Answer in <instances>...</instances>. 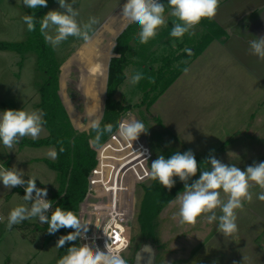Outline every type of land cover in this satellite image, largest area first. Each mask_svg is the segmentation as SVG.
<instances>
[{"label":"rangeland","instance_id":"374dc122","mask_svg":"<svg viewBox=\"0 0 264 264\" xmlns=\"http://www.w3.org/2000/svg\"><path fill=\"white\" fill-rule=\"evenodd\" d=\"M68 2L72 3L79 13L77 20L81 24L87 23L90 17H95L98 21L93 26L90 43L69 37L53 47L57 61L60 63L59 82L62 99L63 94L66 93L70 111L74 113L78 123L86 124L84 128L78 130L88 131L92 120L99 117L102 122L104 119L108 83L107 64L112 57L119 56L114 49L116 39L127 27L135 23L128 22L120 14L125 0H68ZM50 10H60L57 0L52 3L46 13ZM31 11L32 9L23 5L22 0H0V41L26 42L30 32L22 17L30 15ZM168 11L165 12L166 25L160 27L157 35L146 44L140 43L139 31H135L131 36L124 65L126 78L118 87L114 97L125 107L122 121L135 119L149 128L148 134H141L138 139L142 147L150 148L152 159H157L161 154L169 158L176 151L183 153L189 149L197 156L207 158L212 150L197 149V146L199 143L209 141L208 134L199 136L194 133L198 125L208 124L209 120V103L203 106V103L195 102L197 96L195 79L207 76L200 74V71L193 72L194 59H188L186 51L198 46L205 30L201 24H198L193 30L194 35L186 33L181 38L172 37L170 32L175 18L168 15ZM138 26L135 24L134 28ZM50 34L54 33L50 31ZM185 68L188 69L187 72L184 71ZM137 72L142 73L144 78L133 85L130 78ZM18 75L21 76L20 81L17 80ZM185 75L190 80L188 84ZM44 81L45 74L38 68L37 54L34 51L18 53L9 50L8 53H0V105L3 111L6 109H22L29 112L41 110L40 91ZM48 133L43 124L37 139L47 137ZM25 138L32 139L24 137L14 146H25L24 151L17 157L19 169L27 171L28 175L40 180L43 184L36 181L37 187L46 188L47 199L52 201L54 193L59 188V180L56 171L51 169L45 160H56L57 157L52 159L47 156L49 150L56 151V148L23 144ZM226 145L227 142L221 143L222 149L212 154L219 158L227 153L235 152L225 150ZM112 147L113 150L125 151V147L122 148L119 144ZM12 150L7 149L10 156ZM98 153L99 150H97V156ZM208 167L210 168V165ZM151 182V179L139 182L134 189L120 194V199L128 197L126 234L131 244L122 254L127 264H133L135 253L145 245V241H149L145 239L147 237L141 230L138 217L144 188ZM182 193L183 191L180 192ZM129 196L132 202H130V212ZM176 196L156 217L151 232L152 235L154 234L153 243L147 242L155 250V264H194L193 256L197 250L196 230L208 223L205 215L199 217L195 224H181L178 216L174 218V214L178 212ZM105 201L106 199L102 197L89 198L91 203ZM21 205L30 206L27 201L14 198L9 207L12 210ZM82 209L83 202L80 205V210ZM83 210L84 213L81 211L78 218L82 223L89 224L87 232L91 233L102 222L105 212L96 211L92 206H85ZM8 213L6 210L0 211V264H57L56 243L51 241L44 247V238L38 230L32 233L31 229H25L22 232L12 227L9 230L6 227ZM28 221L41 223L38 218ZM239 264L242 263L239 262Z\"/></svg>","mask_w":264,"mask_h":264},{"label":"clouds","instance_id":"9594fccd","mask_svg":"<svg viewBox=\"0 0 264 264\" xmlns=\"http://www.w3.org/2000/svg\"><path fill=\"white\" fill-rule=\"evenodd\" d=\"M60 10H50L42 18H39V30L44 36L45 42L52 47L58 46L69 37L82 39L85 43L92 40L93 26L98 23L95 17H90L87 23L81 24L77 20L79 13L68 0H57ZM25 7L37 10L47 7V0H22ZM168 15L175 18L170 35L181 38L186 33L194 35L195 27L203 19H212L216 16L219 0H167ZM120 14L130 23L139 25V40L146 44L157 35V30L165 26V5L160 0H126L121 6ZM29 32L35 31L37 17L35 12L22 17ZM50 31L54 34H50ZM191 55V50H186ZM249 51L261 60H264V35L249 41ZM185 72L188 69H184ZM144 78L137 72L130 78L131 84L135 85ZM154 82V81H150ZM42 110H13L6 109L0 112V142L8 149L18 144L21 138L31 137L37 139L42 131ZM90 128L96 133L91 141L98 145L104 133H112L113 125L106 124L101 128L99 117L91 121ZM149 128L143 122L124 120L118 124V134L132 147L134 141L141 134H148ZM63 152V147L60 148ZM204 161L210 165L209 169L200 170L195 154L192 150L183 153L176 151L169 158L163 154L158 155L150 166V171L145 172V177L157 180L164 188L171 191L176 184V179L183 183L184 191L178 193L175 200L178 204V216L181 224H195L199 217L205 216L208 223L218 221L219 232L227 237L238 231L237 209H242L244 202H251L250 188L254 185L264 190V162H254L247 166L246 170L234 164H225L212 154ZM144 157V153H142ZM47 156L55 159L57 152L49 150ZM147 161V158H145ZM200 175L196 177L197 172ZM37 178L28 176L14 164L11 168L0 166V182L5 189L23 187V199L29 203V207L23 205L13 208L7 218L6 227L11 230L14 225L33 218L47 224L48 234H55L62 228L73 229L67 235L59 237L56 247H63L66 242H74L77 238H83L89 224H84L72 211H66L60 207L52 210V201L47 199L46 188L37 187ZM227 200L222 199V195ZM258 199L264 201V191ZM222 213L217 216L216 210ZM50 213V214H49ZM97 226V225H96ZM98 227V226H97ZM57 264H127L120 254V250H113L105 244L104 250L93 248L88 244L68 247L67 254L58 260Z\"/></svg>","mask_w":264,"mask_h":264},{"label":"crops","instance_id":"0c3cea01","mask_svg":"<svg viewBox=\"0 0 264 264\" xmlns=\"http://www.w3.org/2000/svg\"><path fill=\"white\" fill-rule=\"evenodd\" d=\"M214 20L228 32V37L225 42L214 39L194 59L193 72L207 76L195 79V102L210 106L208 124L198 125L194 131L199 136L207 133L209 141L199 143L197 149L216 151L227 142L225 150L235 152L217 159L246 170L254 162H264V60L249 51V41L264 35V0H219ZM3 52L9 50H0ZM17 78L21 80L20 75ZM186 81L190 82L188 78ZM24 148L13 147L10 156L0 142V166L11 168L15 164L20 168L17 157ZM28 176L31 175L25 171V179ZM262 191L253 184L251 202L245 201L243 208L236 210L238 231L234 235L223 236L218 221L196 230L194 264H264V201L258 199ZM221 195L226 201L227 196ZM14 198L24 200L16 187L5 189L0 182V211L10 213ZM216 212L222 214L219 209ZM18 225L13 228L20 230Z\"/></svg>","mask_w":264,"mask_h":264},{"label":"trees","instance_id":"16d2710c","mask_svg":"<svg viewBox=\"0 0 264 264\" xmlns=\"http://www.w3.org/2000/svg\"><path fill=\"white\" fill-rule=\"evenodd\" d=\"M55 0H47V7H40L37 10H32L31 14L35 12L37 17V24L35 31L30 32L29 38L26 42H6L0 41V50H13L18 53L34 51L37 54V65L40 71L45 74V81L41 86V102L39 107L43 112V120L46 122L44 126L48 130V135L42 139H28L23 140V144L32 146H54L57 152L55 161L46 159L45 162L48 166L56 171L59 180V188L53 195V210L55 207H60L66 211L74 212L77 217L80 210V205L83 202L87 190L88 179L92 169L97 164V150L104 142H106L111 133H104L98 145H93L91 141L95 138L96 133L91 130L79 131L75 127L82 129L84 124L78 123L76 116L70 111L66 99V93L60 94V63L57 61L53 47L45 42L44 36L39 30V18H42L48 8ZM165 5V12L168 9L167 0H160ZM200 24L205 29V34L198 46L191 50V55L187 52V58L193 60L197 58L205 48L214 40L218 39L225 42L228 37V32L217 24L212 19H203ZM135 24H131L125 29L116 39L115 52L119 56L112 57L107 64L108 83L106 90L105 112L104 119L101 122V128L106 124L113 125L112 133L117 130L118 124L121 121L122 113L125 107L116 100L115 93L120 84L125 80L126 75L124 65L126 63V52L128 50V42L135 31H140L139 26L134 28ZM119 33V32H118ZM117 33V34H118ZM115 35V37L117 36ZM114 42V40H113ZM106 84V82H105ZM105 95V87L103 90V102ZM69 111L70 116L63 104ZM104 104V103H103ZM63 147L64 151L61 152L60 148ZM195 158L200 164V170L209 169L208 165L204 162L206 158H202L195 154ZM200 175L197 172L196 179ZM176 179L175 186L169 191L164 188L157 180H152L151 184L144 188V195L141 201L139 211V223L141 230L146 235L147 242L153 243L154 234L152 229L156 217L161 210L180 192L184 191L183 183ZM16 191L23 197V187H16ZM50 214V213H49ZM20 230L31 229L32 231H39L44 238V243L54 241L57 244L59 237L67 235L73 229L62 228L55 234H48L47 224L32 223L25 220L18 225ZM145 241V243H147ZM75 244L80 246V240L77 238L74 242H66V244L58 248V260L67 254L68 247Z\"/></svg>","mask_w":264,"mask_h":264},{"label":"built area","instance_id":"2783aa9c","mask_svg":"<svg viewBox=\"0 0 264 264\" xmlns=\"http://www.w3.org/2000/svg\"><path fill=\"white\" fill-rule=\"evenodd\" d=\"M121 138L117 128L98 149L97 164L92 169L88 179V190L84 198L86 200H83V209L85 206H92L96 211H104L105 215L95 230L91 233H84L83 238L79 240L80 245L88 244L101 250H104L105 244H107L113 250H120L122 255L131 243L126 234L128 216L126 203L128 197L120 199V194L123 191L134 189V186L136 187L139 182L149 180L144 174L149 171L152 156L150 148L147 146L142 147L139 139L134 141L132 147H130L128 142L124 141L123 138L122 141ZM116 144H119L122 148L125 147V153L122 150H113L112 145L116 147ZM141 152L144 153V157ZM145 158H147V161ZM100 197L106 199V201L89 202V198ZM124 203L125 206H123ZM83 209L79 210V213L81 211L84 213Z\"/></svg>","mask_w":264,"mask_h":264},{"label":"water","instance_id":"95a60500","mask_svg":"<svg viewBox=\"0 0 264 264\" xmlns=\"http://www.w3.org/2000/svg\"><path fill=\"white\" fill-rule=\"evenodd\" d=\"M66 107L65 102L63 101ZM67 109V107H66ZM22 138L19 142H21ZM154 159L151 160V163ZM133 264H155V250L150 243H145L136 253L133 259Z\"/></svg>","mask_w":264,"mask_h":264},{"label":"flooded vegetation","instance_id":"af4514ba","mask_svg":"<svg viewBox=\"0 0 264 264\" xmlns=\"http://www.w3.org/2000/svg\"><path fill=\"white\" fill-rule=\"evenodd\" d=\"M134 258V257H133ZM132 263H133V260H132Z\"/></svg>","mask_w":264,"mask_h":264}]
</instances>
